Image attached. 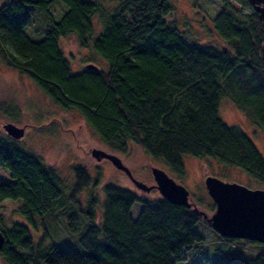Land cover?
Wrapping results in <instances>:
<instances>
[{
	"label": "trees",
	"instance_id": "trees-1",
	"mask_svg": "<svg viewBox=\"0 0 264 264\" xmlns=\"http://www.w3.org/2000/svg\"><path fill=\"white\" fill-rule=\"evenodd\" d=\"M118 6L102 15L95 32L93 17L99 0H3L0 5V57L23 73L54 103L76 109L110 150L127 154L131 145L172 170L184 173L186 154L238 166L264 183V155L239 126L219 115L222 97H231L246 114L264 125V19L251 0L229 1L210 20L212 31L224 42L222 49L190 42L166 17L170 0H115ZM65 4L61 11L56 5ZM249 12H245V7ZM43 20L41 38L33 23ZM75 35L86 64L74 70L61 38ZM35 38H34V37ZM99 57L108 62L103 68ZM2 102L0 110L12 113ZM16 114V113H15ZM10 116H14L10 114ZM0 167L11 179L0 178V206L6 199L21 200L18 208L44 233L35 243L29 226L5 222L0 230L5 243L0 254L9 264H179L204 242L201 220L228 242H256L227 238L217 233L200 212L162 196L149 200L114 182L104 185L102 221L97 197L89 200L85 226L79 235L84 252L46 244L53 222L65 213L92 182L86 166L76 164L71 191L52 167L7 133L0 135ZM136 201L143 207L134 218ZM215 210V202L210 208ZM246 264H264V248Z\"/></svg>",
	"mask_w": 264,
	"mask_h": 264
},
{
	"label": "rangeland",
	"instance_id": "rangeland-1",
	"mask_svg": "<svg viewBox=\"0 0 264 264\" xmlns=\"http://www.w3.org/2000/svg\"><path fill=\"white\" fill-rule=\"evenodd\" d=\"M174 10L166 17L182 31L183 36L190 42L214 45L220 49L224 42L212 31L210 20L215 18L229 1L239 3L241 0H170ZM3 0H0V5ZM104 6L93 17L95 32L102 29V15L118 6L115 0H99ZM56 5L62 12L65 4ZM249 12V7H245ZM46 23L39 19L33 23L31 29L36 30L35 39L41 38ZM61 45L71 60L74 70L82 68L87 62L85 58L90 55L89 49H83L75 35L61 38ZM98 63L108 67V62L99 57ZM7 103L14 116L0 110V135L6 133L3 125L13 122L18 126H26L24 136L19 139L21 144L35 154L39 155L47 166L54 168L64 181L65 191L69 193L75 178L73 166L81 164L89 169L92 182L84 188L76 202L68 200L64 214H60L53 222H46L49 231L46 244H56L76 248L84 252L79 242V235L85 226L88 214L86 213L89 200L92 196L98 201L95 211L98 221H102L104 213L105 192L104 185L114 182L129 188L149 200L158 199L161 194L157 188L149 192L137 188L125 171L118 169L108 159L98 161L92 155L93 148H101L119 155L130 168L133 176L148 185L155 184L152 175V166L166 170L175 180L182 183L190 191L191 200L199 211L211 216L210 209L213 199L208 193L205 178L209 175L217 176L224 181L238 182L251 188H264V183L253 177L249 172L238 166L229 167L210 158H195L186 154L184 173H178L168 167L162 159H155L131 145L127 154L115 152L106 147L93 128L85 121L76 109L65 110L54 103L38 86L23 73L8 66L0 57V105ZM1 109V108H0ZM16 113V114H15ZM220 117L230 125L239 126L253 140L259 151L264 155V125L251 118L240 109L231 97H222L219 104ZM0 178L11 179L8 169L0 167ZM21 200L6 199L0 206V214L5 222L12 221L26 223L37 243L44 233V224L40 218L34 226L18 209ZM143 204L136 201L132 208L134 218L139 215ZM86 220V221H85ZM197 229L205 237L204 242L188 252L187 259L179 264H246L249 257L256 256L264 244L256 242H228L215 235L203 221L198 222ZM0 264H9L0 254Z\"/></svg>",
	"mask_w": 264,
	"mask_h": 264
},
{
	"label": "water",
	"instance_id": "water-1",
	"mask_svg": "<svg viewBox=\"0 0 264 264\" xmlns=\"http://www.w3.org/2000/svg\"><path fill=\"white\" fill-rule=\"evenodd\" d=\"M255 9L264 19V0H251ZM264 60V43L262 45ZM87 68H97L94 63L86 64ZM5 132L19 140L25 134L26 126H18L13 122L3 125ZM92 155L98 160L108 159L118 169L125 171L135 186L149 192L157 188L161 196L175 204L185 205L197 210L190 197V191L182 183L175 180L163 168L152 166L151 171L155 184L148 185L137 180L122 158L114 152L101 148H93ZM208 193L215 202V210L211 216L200 212L212 228L223 237L249 239L264 243V188H251L238 182L224 181L209 175L205 178ZM5 243V236L0 230V250Z\"/></svg>",
	"mask_w": 264,
	"mask_h": 264
},
{
	"label": "flooded vegetation",
	"instance_id": "flooded-vegetation-1",
	"mask_svg": "<svg viewBox=\"0 0 264 264\" xmlns=\"http://www.w3.org/2000/svg\"><path fill=\"white\" fill-rule=\"evenodd\" d=\"M153 189H155V188H153Z\"/></svg>",
	"mask_w": 264,
	"mask_h": 264
}]
</instances>
